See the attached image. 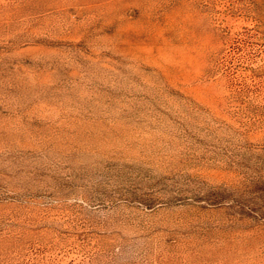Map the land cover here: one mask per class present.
<instances>
[{
    "label": "rangeland",
    "instance_id": "1",
    "mask_svg": "<svg viewBox=\"0 0 264 264\" xmlns=\"http://www.w3.org/2000/svg\"><path fill=\"white\" fill-rule=\"evenodd\" d=\"M0 264H264V0H0Z\"/></svg>",
    "mask_w": 264,
    "mask_h": 264
}]
</instances>
